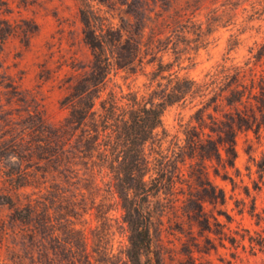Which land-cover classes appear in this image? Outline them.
<instances>
[{"label":"rangeland","instance_id":"obj_1","mask_svg":"<svg viewBox=\"0 0 264 264\" xmlns=\"http://www.w3.org/2000/svg\"><path fill=\"white\" fill-rule=\"evenodd\" d=\"M92 4L117 25L126 19L145 26L143 62L135 72L113 70L101 87L96 108L110 90L117 95L132 91L141 95L155 87L149 80L150 53L162 55L165 61L172 58L155 42V35L161 17L176 9L192 20L188 37L193 49L182 70L190 76L200 78L224 60L241 64L251 55L250 47L264 41V0H92ZM0 19L17 29L27 23L36 27L27 46L20 35H10L0 47V261L79 264L81 258L91 264H129L123 254L127 239L121 211L115 198L102 190L103 183L97 189L90 166L77 159L64 178L56 159H45L42 118L54 125L64 120L68 108L61 100L76 77L88 73L91 66L79 1L0 0ZM199 29L205 40L197 46L192 31ZM191 113L182 105L167 106L162 113L167 133L183 137L180 125L190 120ZM236 152L234 168L228 169L234 185L215 174V162L209 167L208 179L226 196L224 205L203 203L210 232L193 225L188 233L186 225L175 223L171 214L163 217L154 243L164 264H264V245L260 247L264 244V177L260 179L258 166L264 159V128L258 137L252 131L239 132ZM22 170L26 180L17 176ZM20 181L29 184L19 187ZM196 193L202 196L201 191ZM252 200L260 215L258 224L256 216L248 213ZM29 204L36 212L19 218L16 210L25 216ZM216 221L229 227H223L225 236L217 234L221 226ZM190 233L200 243V251L191 246Z\"/></svg>","mask_w":264,"mask_h":264},{"label":"trees","instance_id":"obj_2","mask_svg":"<svg viewBox=\"0 0 264 264\" xmlns=\"http://www.w3.org/2000/svg\"><path fill=\"white\" fill-rule=\"evenodd\" d=\"M78 1L91 66L88 73L76 77L61 100L68 108L64 120L54 125L42 118L45 159L49 162L56 159L64 178L67 177L64 172L71 173L69 169L73 170L71 166L77 159L90 166L97 189H101L99 182L103 183L102 190L115 198L121 211L127 239L123 250L126 261L164 264L162 252L154 243L162 230L163 217L171 214L175 223L186 225L188 233L193 225L210 232V219L205 215L203 203L224 205L226 196L222 188L208 179L209 167L215 162V174H221L234 185L228 169L235 165L237 134L252 131L258 137L264 128V41L250 47L251 55L241 64L224 60L200 78L190 76L182 70L193 49L188 37L192 20L176 9L161 17V29L155 35V42L165 52L169 51L172 58L165 61L162 55L150 53L153 68L149 80L155 87L141 95L133 91L117 95L110 90L96 108L101 87L113 70L135 72L136 65L143 62L145 26L126 19L117 25L98 14L100 9L92 0ZM0 23L6 25L0 27V47L10 35H20L27 46L36 30L35 25L28 23L22 29L5 19H0ZM208 25H213L211 19ZM192 34L197 38L194 44H203L201 29ZM173 104L188 107L192 112L190 120L180 125L183 137L170 136L162 123L164 109ZM258 166L263 179L264 159ZM25 172L22 170L17 176L26 180ZM8 176L13 178L12 174ZM28 184L20 181L17 185ZM196 191H201L202 196ZM241 204L244 205L243 201ZM24 208L25 216L22 210H16L19 218H30L36 212L30 204ZM248 213L256 216L258 224L260 215L255 213L254 201ZM226 218L227 223L232 221L227 214ZM216 225L221 226L217 234L225 236L224 228L229 229L226 223L216 221ZM188 239L195 250H201L191 233ZM206 242L209 244V239ZM193 247L188 249L190 255ZM0 264L26 263L11 259ZM79 264L91 262L80 258Z\"/></svg>","mask_w":264,"mask_h":264}]
</instances>
